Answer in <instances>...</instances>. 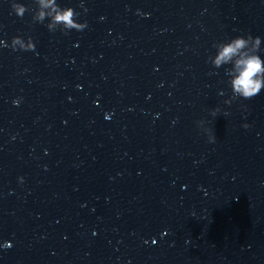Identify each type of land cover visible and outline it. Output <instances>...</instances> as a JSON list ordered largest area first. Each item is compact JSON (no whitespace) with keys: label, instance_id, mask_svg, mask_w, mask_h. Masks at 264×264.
<instances>
[{"label":"water","instance_id":"water-1","mask_svg":"<svg viewBox=\"0 0 264 264\" xmlns=\"http://www.w3.org/2000/svg\"><path fill=\"white\" fill-rule=\"evenodd\" d=\"M12 2L0 264H264V90L226 105L225 68L207 62L241 34L264 49V0H83L86 13L57 0L87 21L67 35ZM14 36L35 50H13Z\"/></svg>","mask_w":264,"mask_h":264},{"label":"clouds","instance_id":"clouds-1","mask_svg":"<svg viewBox=\"0 0 264 264\" xmlns=\"http://www.w3.org/2000/svg\"><path fill=\"white\" fill-rule=\"evenodd\" d=\"M32 4L34 7H29L19 0H13L11 14L23 18L26 13H31L32 20L41 24L47 20L45 26L52 33L59 30L67 35L72 30L83 31L87 28V21L79 19L81 12L70 6L61 7L57 0H32ZM79 7L84 13L88 11L83 0ZM261 45L262 38L250 33L213 43L212 47L216 49V52L214 56L209 55L207 62L214 69L225 68V75L228 77V85L231 89V97L224 100V104L231 105L237 99L251 100L264 90V59L260 55L264 49ZM10 47L13 50L32 51L35 50L36 45L31 37L25 40L21 36H14ZM220 112L221 109L217 107L211 115L216 117ZM224 115L227 116L229 113L225 112ZM197 123L207 135L208 142L215 143L216 136L213 129L205 127L203 120ZM243 127L247 129L251 125L245 123ZM18 179L23 182V177Z\"/></svg>","mask_w":264,"mask_h":264}]
</instances>
